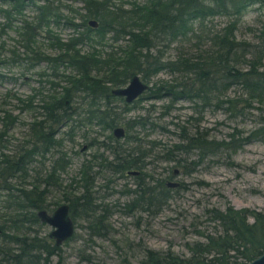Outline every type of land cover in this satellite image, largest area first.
<instances>
[{
  "label": "rangeland",
  "instance_id": "rangeland-1",
  "mask_svg": "<svg viewBox=\"0 0 264 264\" xmlns=\"http://www.w3.org/2000/svg\"><path fill=\"white\" fill-rule=\"evenodd\" d=\"M52 1L60 17L52 15L47 26L41 23L35 29L37 37L34 38L33 49L40 53L39 56L41 53L55 55L58 49L51 43L57 39L67 41L74 33V28L66 24V17L79 24L77 30L84 28L83 20L87 14L82 1ZM115 1L123 2L124 7L128 8V3L134 0ZM233 1L239 6L243 4V0ZM205 2L209 3V0ZM40 4L42 2L39 0H25L20 15L11 12L7 21V15L3 11L11 8V1L0 0V154L15 155L21 148L28 150L36 142L34 136L36 123L43 118L44 113L42 99L46 94L51 95L60 90L59 87L51 85L50 81L57 82L58 79L49 72L46 64L35 60L33 62L29 50L22 46L19 30L25 22L32 24L33 27L37 25L38 11L35 6ZM228 12L229 14L198 17L189 23L190 32L178 35L171 41L167 38L156 42L151 52L154 54L160 52L164 60L175 59L179 54L187 58L204 55L209 50L208 37L235 22L236 40L247 43V52L252 49L254 56L264 44V0L253 1L235 15L231 10ZM89 20H95L97 25H89ZM89 20L87 21L89 27L99 26L96 19ZM7 22L9 25L6 26ZM110 36L108 33L105 37L110 39ZM124 42V38L121 37L114 46ZM108 43L111 41L108 40ZM108 47L107 44H101L98 49L107 50ZM87 48L84 45L82 50ZM15 55L21 59V63H12ZM251 56L252 53H246L242 58L246 60L254 58ZM261 63L260 69L264 71V49ZM138 75L141 78L142 75ZM183 75L181 78V74L161 70L151 76L149 85L160 82L172 83L174 79L184 78L188 82L191 81L190 73ZM84 95L86 94H77L69 105L76 114L74 119L83 118L87 123L85 112L88 107L87 104H83ZM227 97L242 99L245 95L239 86H231L225 93L219 95L218 99ZM216 102L213 98L208 106H203L201 101L192 103L187 100L171 101L169 96L163 94L156 96L148 89L129 104L134 106L122 115V124L116 126L124 128L125 135L121 138L114 137L112 132L115 127L103 131L95 123L82 125L80 127L82 129L75 127L72 131L68 126L61 128L56 134V138L61 139L60 142L50 152L34 157L26 166L27 177L16 176L9 179V182L17 188L31 189L36 184L37 177L40 180L38 186L41 189L47 187V208L44 210L48 214H51L58 205L68 204L67 198L74 201V219L70 214L74 222V233L70 240L56 245L55 240L49 236L52 226L41 221L40 224L32 225L27 236L34 239L30 238L29 242L34 240L36 246L38 243L45 246L55 244L60 248V252L47 257L44 251L37 249L31 256L32 261L23 264H139L144 257L143 248L156 251L170 249L180 256H189L188 246L195 241H204L203 235L200 234L213 233L216 227V224L209 220L207 209L215 207L224 210L231 206L234 209L264 211V126L259 119L264 116V99L262 104L253 102L251 106L245 108L237 107L242 112L237 110L235 116L225 106L217 107ZM113 106L120 109L118 101L113 102ZM6 115L12 116L14 123L2 132V119ZM130 120H141L142 125L127 129L124 122ZM197 127L200 131L205 130L216 140H228L229 133L234 129L239 131L235 134V139L251 138H248L233 155L218 154L215 157H208L194 168L193 164L189 165L188 162L197 158L192 157L191 160L188 158L187 165L183 168L161 157L160 153L167 151L172 156L180 157L176 155L174 145L183 142L182 133H193ZM109 134L120 140V143L127 134L139 140L138 142L127 140L123 148L128 150L133 148L134 157L137 158L142 156L141 152L145 153L141 157L143 163L141 169L132 168L124 172L107 169L106 166L113 165L114 161L106 147L116 146L108 138ZM84 136L94 138L96 143H103L105 146L90 147ZM58 157L64 158L66 166L64 170L57 169L54 175L56 180L53 182L52 176L51 178L46 176L55 166ZM2 159L0 157V161ZM100 164L104 167H99ZM175 170L177 173H174ZM133 171L139 172L137 174L139 176L137 177L136 173H129ZM157 179L166 180L165 186L171 191L168 199L159 207L142 202L147 197L149 201L155 199L153 193L161 189L154 185ZM169 182L178 184L169 186ZM84 183L90 185L88 193L91 197L90 206H88L90 201L81 197L85 194ZM146 189L148 193L144 194L143 191ZM76 197L80 198L78 202L75 201ZM98 218L101 220L100 223L94 224ZM248 221L251 222V218H248ZM96 231L100 233L97 234ZM0 245L5 246L2 253H6V256L17 253L18 245L14 242L4 245L0 239ZM2 256L0 255V264H7L6 261L3 262Z\"/></svg>",
  "mask_w": 264,
  "mask_h": 264
},
{
  "label": "trees",
  "instance_id": "trees-1",
  "mask_svg": "<svg viewBox=\"0 0 264 264\" xmlns=\"http://www.w3.org/2000/svg\"><path fill=\"white\" fill-rule=\"evenodd\" d=\"M10 1L11 8L3 11L7 15V21L10 19L8 15L11 12L20 15L25 0ZM39 1L42 4L35 6L38 11L37 25L33 27L32 24L25 22L19 30L21 41H23L22 46L29 50L32 55L31 60L40 59L46 64L49 72L53 73L60 82L50 81L51 85L55 88L59 87L60 90L57 91L58 93L46 94L42 99L41 106L44 113L43 118L36 123L34 132L36 142L28 150L21 148L15 155L0 154L3 158L0 161V239L4 245L10 242L18 245L17 253L9 254V256L2 253L5 246L0 245V255H3V262L6 261L7 264L31 262V256L37 249L44 251L47 257L60 252V248L55 244L45 246L36 243L38 247L34 240L29 242L34 238L27 236L32 225L40 224L37 212L47 208V187L41 189L38 186L40 180L37 177L36 184L31 189L14 187L9 179L16 176L27 177L26 166L33 161L34 157L50 152L60 142L61 139H57L56 134L61 128L68 126V129L72 131L75 127L82 129L80 128L82 125L95 123L101 130L109 131L121 125L122 115L129 112L134 105L130 106L124 102L123 97L113 95L112 88L125 86L135 74H141V79L149 84L151 76L161 70H167L181 74V78L183 74L190 73L192 79L190 82L184 78L174 79L172 83H153L149 87L151 94L167 95L171 101L187 100L190 103L201 101L203 106H208L215 98L217 107L225 106L234 116L238 110L237 107L245 108L251 106L253 102L262 104L264 99V71L260 69L264 44H261L262 47H259L254 56L252 49L247 52L248 44L236 40L235 22L208 37L209 50L204 55L199 53L200 55L187 58L179 54L175 59L164 60L160 52L156 54L151 52L156 42L167 38L171 41L178 35L190 32L189 23L198 17L219 13L229 14V10L235 15L255 0H243L241 6L233 0H209V3L205 0H145L144 3L134 0L128 3V8H125L121 1L117 3L115 0H80L87 14L83 20V30H77L79 24L74 23L72 18L66 17L65 22L74 28V33L67 41L57 39L51 43L58 49L55 55L41 53V56L37 50L33 49L34 38L37 37L34 31L41 23L47 26L52 15L60 17V14L55 11L52 0ZM90 18L98 21L97 28L87 25ZM7 24L8 22L6 26ZM108 33L111 34L110 39L105 37ZM121 37L125 40L124 44L114 46ZM108 40L111 43H108ZM101 44L109 45L108 49H98ZM84 45L88 48L82 50ZM246 53H252L251 57L254 58L243 59L242 56ZM12 60L13 64L21 63V59L16 55ZM159 84H161L160 87H158ZM231 86H239L245 97L218 99V96L225 93ZM77 94H86L83 104H87L88 107L85 112L87 123L83 118L74 119L75 112L69 105ZM116 101L119 102L120 109L113 106V102ZM240 108L238 112H242ZM259 119L264 126V116ZM2 121V132H5L6 128L14 123V118L6 115ZM124 125L127 129H132L142 125V121L130 120L124 122ZM238 133L239 131L234 129L229 133L228 140H216L211 138L205 130L200 131L197 127L193 133H182L183 142L174 145L175 153L180 157L172 156L168 151L160 154L162 158L169 159L183 168L187 165L188 158L190 160L192 157L197 158L188 162L189 165L192 163L194 168L205 158L215 157L218 154L233 155L247 142L248 138H251L243 137L237 140L235 134ZM84 138L88 140L90 147L105 146L103 143H96L94 138L89 139L88 136ZM108 138L116 146L106 147L110 150L112 161H114L113 165L106 166L107 169H113L116 172H124L132 168L141 169V164L143 165L141 157L145 153L141 152L142 156L137 158L134 157L133 148L130 150L123 148L127 140L138 142L136 137L127 134L122 143L110 134ZM65 166L64 158L58 157L55 166L46 177L52 176V181L55 182L54 175L57 169L64 170ZM83 173L86 174L85 171ZM165 183L166 180H155L154 185L161 189L153 193L155 199L149 201L147 197V200L142 202L161 206L171 192L168 191ZM47 184L51 185V183ZM89 188L90 185L84 183L85 194L81 196L86 201H90L88 206L91 205ZM143 193H148V190H144ZM79 200L80 198L76 197L75 201ZM66 201L74 219V201H69L68 198ZM206 212L209 220L215 223L216 227L213 233L200 234L203 235L204 241H195L188 246L189 256H180L170 249L156 251L143 248L144 257L139 264H245L264 252V211L248 208L234 209L228 206L224 210L209 208ZM248 218H251V222ZM100 221L98 218L94 224ZM96 233L100 232L96 231Z\"/></svg>",
  "mask_w": 264,
  "mask_h": 264
},
{
  "label": "water",
  "instance_id": "water-1",
  "mask_svg": "<svg viewBox=\"0 0 264 264\" xmlns=\"http://www.w3.org/2000/svg\"><path fill=\"white\" fill-rule=\"evenodd\" d=\"M88 24L96 26L97 22L95 20H89ZM149 86L150 85L144 82L138 74H135L128 80L125 86L112 88L111 93L123 97L125 103L131 104L140 97L143 92L147 91ZM112 133L115 138H121L125 135L123 127H115ZM129 173L135 174L137 172L133 171ZM174 173H177V170H175ZM177 184L178 183L175 182L168 183L169 186H175ZM37 216L41 222L52 226L53 229L49 236L55 240L56 245H61L73 236L74 222L70 216V208L68 204L63 203L58 205L51 214H48L44 209H40L37 212ZM245 264H264V252Z\"/></svg>",
  "mask_w": 264,
  "mask_h": 264
},
{
  "label": "flooded vegetation",
  "instance_id": "flooded-vegetation-1",
  "mask_svg": "<svg viewBox=\"0 0 264 264\" xmlns=\"http://www.w3.org/2000/svg\"><path fill=\"white\" fill-rule=\"evenodd\" d=\"M32 61H33V60H32ZM39 61L43 62V61L40 60V59H37L35 62H39ZM33 62H34V61H33ZM33 62H32V63H33ZM138 173H139V172H137L135 175H136V176H139V175H137ZM149 181H150V179H149ZM150 182L152 183V181H150ZM166 183H167V181H166ZM166 183H165V184H166ZM134 192H135V191H134Z\"/></svg>",
  "mask_w": 264,
  "mask_h": 264
}]
</instances>
